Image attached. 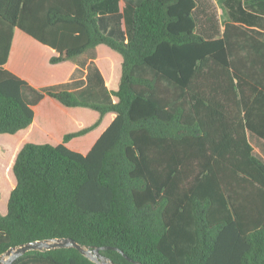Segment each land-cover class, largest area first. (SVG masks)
Instances as JSON below:
<instances>
[{
  "label": "trees",
  "instance_id": "trees-1",
  "mask_svg": "<svg viewBox=\"0 0 264 264\" xmlns=\"http://www.w3.org/2000/svg\"><path fill=\"white\" fill-rule=\"evenodd\" d=\"M121 1L132 11L125 43L99 31L96 10L110 0H0V135L28 128L45 97L99 116L60 144L25 143L8 170L18 144L0 157L11 191L0 256L67 238L120 250L100 252L113 264H264V164L247 140L264 141V33L228 24L206 40L194 0ZM15 28L57 53L51 65L83 58L78 80L38 89L6 69ZM98 45L121 56L116 90L93 63ZM107 113L115 117L87 154L65 145ZM12 264L94 263L59 248Z\"/></svg>",
  "mask_w": 264,
  "mask_h": 264
},
{
  "label": "crops",
  "instance_id": "crops-1",
  "mask_svg": "<svg viewBox=\"0 0 264 264\" xmlns=\"http://www.w3.org/2000/svg\"><path fill=\"white\" fill-rule=\"evenodd\" d=\"M246 1H248V0H194L195 8L193 10V14L197 12L199 15V18H200V22H201V26H199L197 29L199 34H202L204 36H209V39H206V40L220 39L223 35L225 26L228 24L240 26V27H244L247 29H252V30H256L258 32L264 33V25H263V27H260L258 25L259 19H261V21H262V19L264 20V5L260 4V3L259 4L246 5L245 4ZM107 7H108L109 11L107 10L106 7H99L96 10V20H97L98 28L101 24L102 27L106 30L105 31L106 34L109 35V34H112L113 28L116 27V25L113 27V25L111 24L110 18H112L113 16L118 17V15L124 16V12L126 14L127 13L131 14V12H129L127 10L128 8H126L125 4L121 0L118 3V7L120 8V13L118 15H116V14L114 15L110 12V8H111L110 4ZM130 18H131V15H130ZM118 26L121 28V30L123 32L125 29L123 21H121V23L118 22ZM195 30H196V24H195ZM125 37H126V35H125ZM16 39H19L20 41L24 40L26 42H29L36 49L44 51L45 53L48 54V60L51 57H54L57 55V53L54 50L50 49L47 46L40 44L39 42L35 41L34 39L29 37L28 35L24 34L20 30L15 28L13 30V37H12L11 47H10V51H9V56H8L7 62L4 65V67L6 69H8L9 71H11L12 73L16 74L17 76L21 77L22 79L27 80L32 86H34L35 88H38V89H41V88H43L45 86H49V85L63 84V83L71 82L73 80H78V77L71 79V75L75 69L79 68V61H81L83 58H77L75 60L61 62L65 65H67V68H66L65 72L63 73V76L60 79L55 80L53 82H49L45 85H39L38 83L35 82V79L33 78L32 75L30 76L29 74H26L25 72L20 70L19 67L16 65V63H14V65L10 64L11 57H12L13 53L15 52L16 48L19 46V43L16 44ZM126 41L127 40L125 39L124 43ZM100 46H102V45H98L95 48V57L93 59V63L97 67V69L99 70V72L103 78L104 86L108 90H112L110 88L114 84H117V86H115L117 89L119 82L117 79L114 80V78L111 77V74H110V68L114 67L115 62H117V61H115V62L113 61L110 64L108 71L105 73V71H103V69L99 65L98 57H97L98 49ZM119 58H121L120 55L117 59H119ZM121 61H122V59H121ZM88 63L89 62L86 63L84 69H81L83 71V74H81L80 78H82V79L85 78V75L87 73L86 68H87ZM117 71H118V76H120L119 75V68H117ZM108 81H109V83H108ZM99 88H100V86H99ZM51 100L55 101L53 99H51ZM39 105H40V103H39ZM39 105H37L35 107L34 119L31 123V125L28 128H26L27 131H30L34 128H37L38 130L43 131V128L40 127V125L38 124L37 114H36V110L39 108ZM68 109H71V111H78V110L86 109V108L74 107V108H68ZM114 117H115L114 113L105 114L100 119V122L96 128H94L90 132L86 133L85 135H82L80 137H76V138L70 140L65 145L69 149L76 151L80 154H83V155L87 154L89 152V150L91 149V147L96 142V140L99 138V136L103 133V131L112 122ZM98 118H99V116L97 114V119L94 120L90 125H92L94 122H96L98 120ZM77 125H78V129L76 131L85 128L82 121L78 120ZM90 125H88V126H90ZM88 126H86V127H88ZM64 135L65 134H59L58 136H56L54 138V143H49V144L57 145V144L62 143V138ZM247 140L252 147V155L264 164V141L262 139L258 138L257 136H255L254 134L250 133V132H247ZM13 162H14V159H13ZM12 165H13V163H12ZM11 169H12V166H11ZM11 175L13 176L12 170H11ZM13 181L14 182H13V185H12L10 190H12L14 188L15 183H16L14 176H13ZM10 192L8 194H10ZM5 214H6V207H3V209L0 211V215L4 216Z\"/></svg>",
  "mask_w": 264,
  "mask_h": 264
},
{
  "label": "rangeland",
  "instance_id": "rangeland-1",
  "mask_svg": "<svg viewBox=\"0 0 264 264\" xmlns=\"http://www.w3.org/2000/svg\"><path fill=\"white\" fill-rule=\"evenodd\" d=\"M112 5H114V9L112 7L111 13L118 15L120 13V8L118 7V3L120 0H110ZM110 3V4H111ZM263 4V3H260ZM264 5V4H263ZM102 6V5H101ZM129 12H132L130 8L127 9ZM130 15L129 13L124 12V16L112 17L111 24L113 27L112 34L107 35L106 30L100 24L99 31L109 36L110 38L124 43V40H128L130 36ZM193 20L196 24L195 32L200 35L202 38L209 39V36H204L199 34L198 27L201 26L200 18L198 13H194L192 15ZM121 19V20H120ZM124 23V31L122 32L121 28L118 26V22ZM258 25L263 27L264 20L259 19ZM126 35V37H125ZM19 46L17 53L14 56V63L19 67L20 70L25 72L26 74L32 75L35 79V82L39 85H45L49 82H53L55 80L60 79L65 72L67 65L63 63H58L55 65H51L48 60V54L44 51L36 49L29 42L24 40L20 41L18 39ZM98 62L103 71L105 73L108 71L110 64L114 61V67L110 68L111 77L118 80V71L120 70L121 58L119 54L111 51L106 46H100L97 53ZM107 76V75H106ZM109 83V81H108ZM117 84H114L110 89L115 90ZM115 100V98H113ZM37 120L40 127L43 128V131L34 128L30 131L27 129L21 130L17 132L16 136L13 135H0V157H6V154L9 152V148L12 144H18L16 149L13 151L11 160L5 161V169L8 170L9 162L12 163L13 159H15L18 151L25 143L32 144H44V143H54V138L59 134H67L74 132L78 129L77 121H82L84 126L90 125L94 120L97 119V113L91 109H81L78 111H71V109L65 108L61 106L56 101H52L51 99L45 97V99L40 103L39 108L36 110ZM12 176V175H11ZM2 174L0 171V211L3 207H6L8 201V192L7 189L3 187L2 182ZM2 193V195H1Z\"/></svg>",
  "mask_w": 264,
  "mask_h": 264
},
{
  "label": "water",
  "instance_id": "water-1",
  "mask_svg": "<svg viewBox=\"0 0 264 264\" xmlns=\"http://www.w3.org/2000/svg\"><path fill=\"white\" fill-rule=\"evenodd\" d=\"M59 248H74L82 256L89 259L94 264H105V261L109 262V264H113L111 261L108 260L107 257L103 256L100 252L108 249L117 250L113 247L87 248L77 244L72 239L67 238L59 240L35 241L15 248H10L7 252L0 256V264H12L17 258L21 257L29 251H48ZM117 251L121 253L120 250ZM3 257L5 258L4 261H2Z\"/></svg>",
  "mask_w": 264,
  "mask_h": 264
},
{
  "label": "bare ground",
  "instance_id": "bare-ground-1",
  "mask_svg": "<svg viewBox=\"0 0 264 264\" xmlns=\"http://www.w3.org/2000/svg\"><path fill=\"white\" fill-rule=\"evenodd\" d=\"M4 259H5V258L3 257L2 261H4ZM105 264H109V262L105 261Z\"/></svg>",
  "mask_w": 264,
  "mask_h": 264
}]
</instances>
